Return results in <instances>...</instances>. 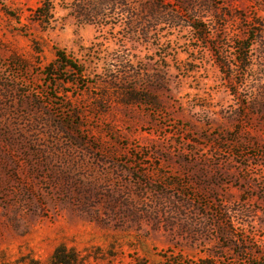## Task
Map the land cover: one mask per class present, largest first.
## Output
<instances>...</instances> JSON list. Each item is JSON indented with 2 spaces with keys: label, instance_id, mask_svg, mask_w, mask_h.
Segmentation results:
<instances>
[{
  "label": "rangeland",
  "instance_id": "obj_1",
  "mask_svg": "<svg viewBox=\"0 0 264 264\" xmlns=\"http://www.w3.org/2000/svg\"><path fill=\"white\" fill-rule=\"evenodd\" d=\"M153 1L175 22L145 37ZM78 3L0 0V264H264V0H130L106 26ZM57 50L83 73L47 77Z\"/></svg>",
  "mask_w": 264,
  "mask_h": 264
},
{
  "label": "trees",
  "instance_id": "obj_2",
  "mask_svg": "<svg viewBox=\"0 0 264 264\" xmlns=\"http://www.w3.org/2000/svg\"><path fill=\"white\" fill-rule=\"evenodd\" d=\"M130 0H79L78 5L76 6L79 10V15L81 17V24L85 25H94L99 24L101 26H106L104 23L108 19L107 12L111 9V6H120L124 8L128 14L131 13V16L138 15L137 12L130 8L129 4ZM158 10V12H152L150 15L152 16L149 21H144L142 25V33L147 36L149 29L156 27V25L161 23H173L175 22V17H173L171 11H167V9L162 6L160 1H153L152 3ZM53 10L51 6L44 5L36 10V15L40 19L48 16V14ZM164 17L168 19L165 20ZM164 19V20H163ZM42 21V20H40ZM47 23V22H46ZM193 32H195L198 36V41H204L208 36H210L209 27L201 22H194L191 25ZM258 31L254 33L253 30H247L246 37L241 41H236L233 45V51L235 54V68L237 70H250L254 66V46L258 43ZM217 65L221 69V71H230L232 70L230 67V63L227 58L221 56L218 59ZM47 77H51V80L56 83V81H62L61 76L58 74L60 72H70L74 71L81 75L83 72L77 68L75 64L65 58V54L59 50L56 52V58L53 64L49 65L46 69ZM141 73H136L133 76V79H138ZM111 82H117L124 80L119 78L118 76H113L109 74L107 78ZM231 80V77L227 78ZM131 81L130 79L126 82ZM70 83V82H68ZM85 257L76 250L75 248H70L65 244L59 245L53 255L50 258L48 264H84ZM179 262L175 260H166L163 264H179ZM34 264H40L39 262H34ZM144 264V263H143ZM186 264V263H185ZM195 264H214L210 260H200ZM248 264H260L256 262H249Z\"/></svg>",
  "mask_w": 264,
  "mask_h": 264
}]
</instances>
